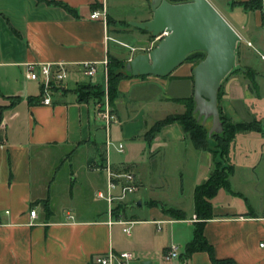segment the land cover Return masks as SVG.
Returning <instances> with one entry per match:
<instances>
[{
	"label": "crops",
	"instance_id": "crops-1",
	"mask_svg": "<svg viewBox=\"0 0 264 264\" xmlns=\"http://www.w3.org/2000/svg\"><path fill=\"white\" fill-rule=\"evenodd\" d=\"M103 1L0 0V264H90L94 254L125 252L114 230L122 225L108 223V205L98 197L106 192L107 166L114 173H133L139 187L117 208L123 220L132 221V226H154L156 232L168 226L169 239L159 242L158 264H211L205 252H194L188 258L183 252L197 221L194 189L208 179L213 155L195 149L177 123L162 127L150 143L144 138L156 122L185 111L175 100L193 95V63H183L164 78L120 80L111 107L115 119L107 130L96 117L97 104L77 100L78 84L104 86L103 61L128 62L136 55L111 50L113 40L119 41L123 34L119 24L107 18L105 22L90 19ZM208 1L218 12L224 8L245 29L247 42L258 55L255 63L245 67L259 75V97L248 90L243 74H232L222 84L219 108L231 123L258 121L264 132V0L261 10L237 5L250 0ZM147 34L139 40L146 42L151 36ZM82 62L97 64L94 78L78 69ZM46 63L72 69L63 87L54 91L50 106L40 103L39 85L26 78L28 65ZM17 97L19 101L11 105L9 99ZM29 97L35 98L32 103ZM108 141L112 145L107 146ZM249 142H254L252 151ZM118 144L123 146L121 153L113 147ZM239 146L244 159L250 161V176L242 192L231 185L236 178L233 157ZM225 163L233 167L231 192L241 196L244 206L222 205L213 198V218L204 223L203 235L218 260L264 264V246H260L264 244V134H236ZM65 166L70 171L61 175ZM170 169L175 173L172 195L176 203L185 199V181L189 185L190 215L182 207L166 204L170 201L166 191ZM142 204L148 207L146 218H137L133 209ZM163 208L182 211L185 219L176 220ZM32 210L34 218L29 215ZM123 234L132 238L131 230L129 236ZM172 245L179 248V257L166 261L164 254Z\"/></svg>",
	"mask_w": 264,
	"mask_h": 264
},
{
	"label": "water",
	"instance_id": "water-1",
	"mask_svg": "<svg viewBox=\"0 0 264 264\" xmlns=\"http://www.w3.org/2000/svg\"><path fill=\"white\" fill-rule=\"evenodd\" d=\"M150 10V20L129 25L159 38V42L148 53L130 59L125 64V73L132 77L164 78L192 53H204V59L192 70L193 114L202 125L210 123L208 136L220 134L218 92L230 75L244 71L238 58L239 35L208 0L179 3L150 0ZM209 143L212 147L215 145L211 139Z\"/></svg>",
	"mask_w": 264,
	"mask_h": 264
},
{
	"label": "trees",
	"instance_id": "trees-1",
	"mask_svg": "<svg viewBox=\"0 0 264 264\" xmlns=\"http://www.w3.org/2000/svg\"><path fill=\"white\" fill-rule=\"evenodd\" d=\"M65 8L68 12L73 13L71 9L66 6L55 3ZM244 10H261L262 0H250L248 2L239 3ZM107 22L108 19H107ZM129 26V25H128ZM141 32L147 33L144 30ZM205 54L202 52L192 53L186 60V62L193 63L194 67L204 59ZM125 65L118 62L115 59L108 60L107 65V98L110 107H113L114 101L117 98V86L120 80L128 77H132L125 73ZM244 71H237L235 73H242L248 81V90L253 93L256 97H259V85L257 77L259 76L256 71L249 67H243ZM233 73V74H235ZM144 78V77H141ZM193 79V77H192ZM77 100L80 103H88L93 101L95 104L103 102L104 89L103 85L97 84L92 85L91 83L78 84L75 89ZM222 86L218 92V111L219 119L222 126V132L220 134L213 133L208 136V127L202 125L201 121L196 120V115L193 114L194 100L193 95L185 99L175 100L181 103L185 107V111L182 114L169 115L163 120L156 122L144 135L147 143H150L155 135L160 131L162 127L168 124L177 123L180 125L184 134L189 138L193 147L197 150L207 151L213 155V168L209 174L208 179L201 185L194 189L193 200H194V215L196 222H194L193 238L184 247L183 257L188 258L194 252H205L208 254L211 264H231V260H218L214 257L213 249L208 244L203 235V226L207 220L213 218L211 200L216 196L219 190L223 189L228 192L230 190L229 177L233 173V167L224 164V157L227 156L230 145L235 138L236 134L240 132H257L264 134L260 122L252 121L249 123H238L233 124L225 117L220 108L219 101L221 99ZM35 98L29 97L28 102L32 103ZM11 105L16 104L19 98H10ZM209 139L215 142L212 147L209 143ZM46 210H48L46 202L44 203ZM117 207H120L117 206ZM165 214L171 216L176 220H184L185 214L182 211L175 209L163 208Z\"/></svg>",
	"mask_w": 264,
	"mask_h": 264
},
{
	"label": "rangeland",
	"instance_id": "rangeland-1",
	"mask_svg": "<svg viewBox=\"0 0 264 264\" xmlns=\"http://www.w3.org/2000/svg\"><path fill=\"white\" fill-rule=\"evenodd\" d=\"M173 3L185 2L188 0H169ZM106 4V18L111 23L119 24L121 28V32L123 33L122 36H119V41L113 40L115 43H111V50L117 52L119 54L125 53H133V54H140V53H148L152 50L157 43L159 42V38H151L148 36L146 42L140 41L141 34H146L141 32L138 29H135L129 25L130 22H144L150 20L152 18V12L150 10V0H105ZM219 12L222 16H225L227 20H229L234 26L235 31L240 37V44H239V51H238V58L239 64L241 67H245L255 63V58L258 57L256 54L257 52L254 50V45L251 46L250 43L247 42V36L245 29L241 28L235 20L231 19L228 12L224 8L219 7ZM129 25V26H128ZM122 42V43H121ZM124 42V43H123ZM128 55V54H127ZM122 64H126L127 62H121ZM236 75H241L242 73H235ZM92 85H97L93 84ZM104 100V97H103ZM177 107V106H175ZM210 126V123H207V127ZM254 142H249L247 144L248 148L252 151V146ZM242 147V146H241ZM240 146L235 149V156L233 157V163L236 167V178L231 182L232 188L234 187L238 191H244L245 189V182L249 174L248 164L250 161L244 159ZM239 149V151H238ZM84 158V156H83ZM224 164L225 163V157ZM70 171L68 166H65L62 171L60 172L61 175H64ZM173 170H169L167 172V176L169 177L167 181V188L166 191L169 193V203H166L170 207H182L188 215H190L191 211H189L190 206L193 205L192 197L190 198L188 195V183L185 181L184 189H185V199H183L182 203H176L175 197H173V182L175 179L173 178ZM98 175L102 179L101 173ZM230 186V190L232 189ZM241 196L239 194L228 192L221 189L214 199L220 202V204L225 205L228 202L234 204L235 206L239 207L244 206V201L240 199ZM213 199V200H214ZM124 205V204H123ZM134 212L137 215V218H146L148 207L142 204V208H134ZM142 229L145 230V233L142 232ZM115 234L117 236L118 245L123 248L125 252H130L134 254L135 260L132 264H143L145 262H152V264H158L160 252L162 251L160 245V239L167 240L169 239L168 235V226H162L161 232H156L154 230V226H140V225H133L131 228L132 231V238L127 239L122 232V226H115L114 227ZM142 236L147 237L146 241L143 242L141 240Z\"/></svg>",
	"mask_w": 264,
	"mask_h": 264
},
{
	"label": "built area",
	"instance_id": "built-area-1",
	"mask_svg": "<svg viewBox=\"0 0 264 264\" xmlns=\"http://www.w3.org/2000/svg\"><path fill=\"white\" fill-rule=\"evenodd\" d=\"M106 15V5L103 1L100 9L92 11L90 19L102 20L105 22ZM107 65V60L102 62L104 73V100L102 103L96 105V117L104 124V128L106 130L115 119L107 98ZM77 67L89 78H94L97 74L96 63L82 62ZM71 70L72 69L64 64H30L26 68V78L39 85L40 103L45 106H50L52 104V95L54 91L63 87V84ZM110 145L112 144L108 141L107 146ZM113 147L118 153L123 151V146L121 144ZM105 172L106 192L104 194L100 193L98 197L104 199L108 205V223L122 225L123 232L129 236L133 222L123 220L121 217L122 212L117 210V206L123 202L128 195L137 192L139 187L135 181V176L131 172L114 173L108 166L105 167ZM29 215L34 218L36 216V212L32 210ZM262 219L264 220V213L262 215ZM260 246L262 247L264 244H261ZM178 257L179 248L175 245L170 246L164 254V259L166 261H173ZM134 260L135 258L133 253L114 252L111 250L106 253L92 255L90 257V264H132Z\"/></svg>",
	"mask_w": 264,
	"mask_h": 264
}]
</instances>
